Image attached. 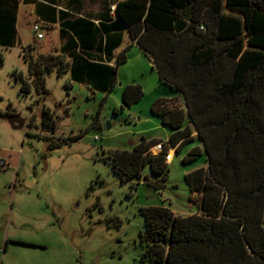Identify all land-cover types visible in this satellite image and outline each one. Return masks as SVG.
Masks as SVG:
<instances>
[{"label": "trees", "instance_id": "16d2710c", "mask_svg": "<svg viewBox=\"0 0 264 264\" xmlns=\"http://www.w3.org/2000/svg\"><path fill=\"white\" fill-rule=\"evenodd\" d=\"M46 2L54 16L47 24L60 26V44L46 54L36 43L25 48L28 75L15 76L21 97L32 90L47 94L45 76L52 71L109 94L117 67L126 61L123 52L113 53L127 31L152 59L159 81L183 98L181 106L173 101L151 108L174 131L166 143L178 152L194 130L206 153L207 168L185 175L195 214L139 209L144 232L137 264H264V0H123L116 3V20L107 11L99 26L88 16L56 12L54 0ZM21 4H33L38 15L36 0H0V47L19 43ZM142 95L139 85H127L123 107ZM50 112L42 110L41 123L53 130ZM154 144L143 141L131 151L109 152L104 160L122 185L139 182L149 166L158 179L148 185L158 191L170 157L165 162L163 154L152 155ZM200 154L194 147L182 162Z\"/></svg>", "mask_w": 264, "mask_h": 264}, {"label": "rangeland", "instance_id": "374dc122", "mask_svg": "<svg viewBox=\"0 0 264 264\" xmlns=\"http://www.w3.org/2000/svg\"><path fill=\"white\" fill-rule=\"evenodd\" d=\"M20 16L19 43L0 47V160L6 164L0 166V264H137L144 232L139 209L195 212L185 175L205 163L206 154L182 162L200 144L193 131L168 162L164 188L158 191L148 185L158 179L149 166L139 182L122 185L104 158L143 141L167 142L174 131L151 108L173 101L181 106L180 93L161 83L147 56H138L136 45L128 49L125 38L128 60L118 67L109 94L52 71L45 76L47 94L40 97L32 90L23 98L15 79L28 75L23 51L36 43L38 52L52 53L59 38L44 31L38 40L32 30L35 17ZM131 84L139 85L143 95L123 107L122 89ZM44 108L54 114L53 130L42 127ZM8 113L24 120L22 129L11 128Z\"/></svg>", "mask_w": 264, "mask_h": 264}, {"label": "crops", "instance_id": "0c3cea01", "mask_svg": "<svg viewBox=\"0 0 264 264\" xmlns=\"http://www.w3.org/2000/svg\"><path fill=\"white\" fill-rule=\"evenodd\" d=\"M36 1L40 2V5L38 6V15L35 12V6L33 4H27V5L21 4V5H19V9H18L17 23H18V19H19L20 15L25 17V18L28 17V16L35 17L34 24H38L39 25L40 31L43 34V39L45 37L44 31H45L46 34L53 33L59 38V43H58V47H59V44H60V37H59L60 26L59 25L47 24L50 21L54 20L53 14L49 11V8H47V7H53V5H51L48 2H46V0H36ZM120 1H123V0H54V3H56V5H57L55 7L56 8V12L62 10L64 12H69L70 14H73L74 16H81V17H83V16L87 17L88 16V17H90L93 20V22H94V24L96 26H99L100 22H102V20H100V19L103 18V16L105 14H107V11L109 13V7L112 6V5H116V3L120 2ZM24 9H26V13H24V11H25ZM75 9H76V12H78V14H80V15H77V13L76 14L72 13L71 10H75ZM109 15H110V17L112 18L113 21L116 20L114 15H111V14H109ZM42 18L44 20H42ZM125 38L130 40V42L128 43V49H130L131 46H135V45L137 46V44L134 41H132V39H131L130 35L127 33V31H125L123 33V35H122L121 45L114 51L113 56L116 57V56H118V54L123 52L124 55H125V58H126L125 62H127V60H128V54H126L127 48L122 49V46H123V44L125 42ZM140 55L144 56V57L146 55L141 48H140L138 56H140ZM146 56L149 59V62L152 64V68L155 69L152 59L148 55H146ZM109 65L113 66V63H110ZM118 67H117V71L119 72ZM155 71H156V69H155ZM116 75H117V72H116ZM180 102L182 103V105H184L182 96H181V101ZM193 135H197V134L194 132ZM197 147H199L201 149V154L205 153L201 143L198 144ZM174 154L175 153L173 151V153L170 155V160L171 161L169 163L173 162ZM198 168L206 169L207 168V161L205 163L201 164V165H197V166L193 167L188 172L196 170ZM189 204H190L191 207L194 208L192 203L189 202ZM171 211L175 215L177 214L178 216H181V217H186V216H190V215L195 214V212H193V213H190V214L186 215L184 213H179V212H176L174 210H171Z\"/></svg>", "mask_w": 264, "mask_h": 264}, {"label": "built area", "instance_id": "2783aa9c", "mask_svg": "<svg viewBox=\"0 0 264 264\" xmlns=\"http://www.w3.org/2000/svg\"><path fill=\"white\" fill-rule=\"evenodd\" d=\"M115 9H116V5H112L110 6L109 8V12L111 15H114V12H115ZM32 30L34 32V34L36 35V38L38 40H41L43 39V34L40 33V28H39V25L38 24H34L33 27H32ZM170 150H173L174 153H175V148L173 147H170L166 142L165 143H162V142H157L155 143L150 149H149V152L152 154V155H160V154H163L164 157H165V162H166V158L170 152ZM168 164V162H166ZM5 161L3 160H0V166L2 167H5Z\"/></svg>", "mask_w": 264, "mask_h": 264}, {"label": "water", "instance_id": "95a60500", "mask_svg": "<svg viewBox=\"0 0 264 264\" xmlns=\"http://www.w3.org/2000/svg\"><path fill=\"white\" fill-rule=\"evenodd\" d=\"M5 120L8 122V124L14 130H20L24 126V120L22 118H20L19 116L6 117ZM144 181L147 182V179L144 178Z\"/></svg>", "mask_w": 264, "mask_h": 264}, {"label": "flooded vegetation", "instance_id": "af4514ba", "mask_svg": "<svg viewBox=\"0 0 264 264\" xmlns=\"http://www.w3.org/2000/svg\"><path fill=\"white\" fill-rule=\"evenodd\" d=\"M14 116H18V115H13L12 113H8L7 115H6V117H14ZM5 168V167H4Z\"/></svg>", "mask_w": 264, "mask_h": 264}, {"label": "bare ground", "instance_id": "6f19581e", "mask_svg": "<svg viewBox=\"0 0 264 264\" xmlns=\"http://www.w3.org/2000/svg\"><path fill=\"white\" fill-rule=\"evenodd\" d=\"M173 153V150H170L169 154L168 155H171Z\"/></svg>", "mask_w": 264, "mask_h": 264}]
</instances>
